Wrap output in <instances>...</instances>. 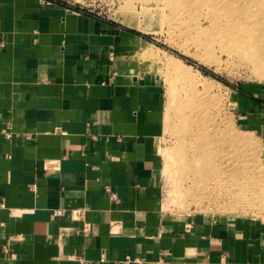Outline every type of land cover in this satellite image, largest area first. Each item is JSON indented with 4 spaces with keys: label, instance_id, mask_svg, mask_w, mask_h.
I'll use <instances>...</instances> for the list:
<instances>
[{
    "label": "crops",
    "instance_id": "crops-1",
    "mask_svg": "<svg viewBox=\"0 0 264 264\" xmlns=\"http://www.w3.org/2000/svg\"><path fill=\"white\" fill-rule=\"evenodd\" d=\"M135 40L0 0V264H264L263 224L165 210L162 90Z\"/></svg>",
    "mask_w": 264,
    "mask_h": 264
},
{
    "label": "rangeland",
    "instance_id": "rangeland-1",
    "mask_svg": "<svg viewBox=\"0 0 264 264\" xmlns=\"http://www.w3.org/2000/svg\"><path fill=\"white\" fill-rule=\"evenodd\" d=\"M45 1L135 34L125 59L162 90L165 210L264 225V0Z\"/></svg>",
    "mask_w": 264,
    "mask_h": 264
},
{
    "label": "built area",
    "instance_id": "built-area-1",
    "mask_svg": "<svg viewBox=\"0 0 264 264\" xmlns=\"http://www.w3.org/2000/svg\"><path fill=\"white\" fill-rule=\"evenodd\" d=\"M106 193L109 194L110 198H111L113 201H115V202H119V199H118L116 193H114V192L110 189V187H106ZM59 214H60L59 212H55V213L53 214V216H54V217H57Z\"/></svg>",
    "mask_w": 264,
    "mask_h": 264
},
{
    "label": "trees",
    "instance_id": "trees-1",
    "mask_svg": "<svg viewBox=\"0 0 264 264\" xmlns=\"http://www.w3.org/2000/svg\"><path fill=\"white\" fill-rule=\"evenodd\" d=\"M210 74V73H209ZM211 76L215 77L214 75L210 74Z\"/></svg>",
    "mask_w": 264,
    "mask_h": 264
},
{
    "label": "bare ground",
    "instance_id": "bare-ground-1",
    "mask_svg": "<svg viewBox=\"0 0 264 264\" xmlns=\"http://www.w3.org/2000/svg\"><path fill=\"white\" fill-rule=\"evenodd\" d=\"M205 164V163H204Z\"/></svg>",
    "mask_w": 264,
    "mask_h": 264
}]
</instances>
